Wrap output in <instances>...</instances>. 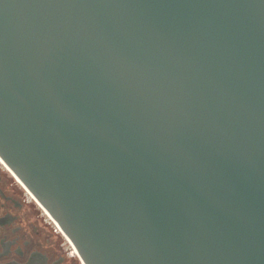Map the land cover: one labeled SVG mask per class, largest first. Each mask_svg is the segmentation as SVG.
<instances>
[{"label": "water", "instance_id": "1", "mask_svg": "<svg viewBox=\"0 0 264 264\" xmlns=\"http://www.w3.org/2000/svg\"><path fill=\"white\" fill-rule=\"evenodd\" d=\"M0 159L82 264H264V0H0Z\"/></svg>", "mask_w": 264, "mask_h": 264}, {"label": "flooded vegetation", "instance_id": "2", "mask_svg": "<svg viewBox=\"0 0 264 264\" xmlns=\"http://www.w3.org/2000/svg\"><path fill=\"white\" fill-rule=\"evenodd\" d=\"M0 264H82L53 221L2 163Z\"/></svg>", "mask_w": 264, "mask_h": 264}, {"label": "bare ground", "instance_id": "3", "mask_svg": "<svg viewBox=\"0 0 264 264\" xmlns=\"http://www.w3.org/2000/svg\"><path fill=\"white\" fill-rule=\"evenodd\" d=\"M0 163H2L3 164V166L5 167V169L9 172V173H11L10 171H9V169L4 165V163L1 161V159H0ZM12 175V174H11ZM13 176V175H12ZM14 177V176H13ZM15 178V177H14ZM16 179V178H15ZM16 181H17V183L23 188V189H25L23 186H22V184L16 179ZM26 190V189H25ZM26 192L28 193V195L30 196V198L43 210V212L45 213V215L46 216H48L49 218H50V216L48 215V213L36 202V200L34 199V197L26 190ZM51 219V218H50ZM52 220V219H51ZM53 221V220H52ZM54 223V222H53ZM55 224V226L57 227V229H58V231H59V233L61 234V231H60V229H59V227L57 226V224L56 223H54ZM73 252H74V255L75 256H77V252H76V250L73 248Z\"/></svg>", "mask_w": 264, "mask_h": 264}]
</instances>
